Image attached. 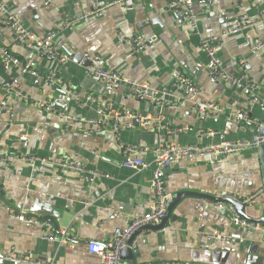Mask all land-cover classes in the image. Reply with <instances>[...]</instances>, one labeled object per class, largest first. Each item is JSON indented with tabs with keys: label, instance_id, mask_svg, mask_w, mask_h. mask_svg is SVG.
<instances>
[{
	"label": "crops",
	"instance_id": "1",
	"mask_svg": "<svg viewBox=\"0 0 264 264\" xmlns=\"http://www.w3.org/2000/svg\"><path fill=\"white\" fill-rule=\"evenodd\" d=\"M23 25L38 38L53 34V47L71 61L59 65L34 54L29 43H14L11 32L0 26V49L5 48L20 60H31L38 78L20 77L18 69L5 70L0 65V103L5 99L2 85L18 77L17 91L28 101L7 99L10 113L0 110V156L7 154L73 157L88 168L110 176L93 181L78 174L41 163L0 164V200L15 213L50 222L51 228L10 219L0 208V264L9 252L54 264H94L98 258L87 250L91 241L107 244L116 228L144 215L152 202L151 181L153 154H140L146 167L139 170L121 166V144L152 149L159 145L186 146L217 144L221 140L249 138L244 125H233L227 113L246 111L249 103L229 86L214 81L206 74V57L199 49L202 38L229 32L242 16L260 18L264 0H193L198 17L197 34L167 7V0H127L133 7L124 11L113 6L99 18H88L65 24L91 12L95 1L100 5L115 0H2ZM138 33L154 41V48L132 57H125V48L117 33ZM262 42L257 53L251 46ZM83 53L97 55L105 70L116 71L125 78L147 84L155 90H170L172 74L180 72L200 89L199 99L215 102L224 108V115H198L192 110L196 97L173 90L172 102L159 106L130 96L127 88L112 90L98 80L85 76L80 62ZM219 56L234 75H247L258 85L264 98V21L251 29H243L223 39ZM54 73L60 83L49 86L42 77ZM63 91L91 94L97 100L111 101L119 107L151 115L163 116L170 129L189 128L176 134L155 130H126L115 138L106 128L84 134L79 123L66 122L57 115L39 110L32 103L45 101ZM166 98L167 101H170ZM250 117L264 123V108L250 107ZM69 112L92 118L94 112L71 106ZM214 132V135H201ZM223 136V138L220 137ZM22 138V139H21ZM165 187L174 198L180 192H192L219 198L226 195L250 198L244 213L254 219L264 216V180L258 150H245L227 156L214 165L205 160L178 161L167 171ZM173 200V199H172ZM208 199L187 196L172 209L164 228L140 234L134 244L138 253L135 264L153 261H182L186 264H264V243L258 233L232 224L230 214L206 205ZM111 211L119 216L109 221ZM212 235L230 236L235 242H213L202 249ZM53 236L50 241L43 237ZM144 239V242H143ZM218 253V258L212 254ZM125 264V263H122Z\"/></svg>",
	"mask_w": 264,
	"mask_h": 264
},
{
	"label": "built area",
	"instance_id": "2",
	"mask_svg": "<svg viewBox=\"0 0 264 264\" xmlns=\"http://www.w3.org/2000/svg\"><path fill=\"white\" fill-rule=\"evenodd\" d=\"M235 7L240 8L237 0H231ZM95 8L82 16L73 18L65 24L66 27H71L74 23L86 20L91 17L99 18L103 15L106 8L119 7L124 11H131L132 5L127 0H115L100 5L95 1ZM168 9L181 21H183L189 29L191 34H197L198 17L194 9L193 0H167ZM264 21V13L260 14V18H248L242 16L238 19L237 25L229 32H221L218 35H212L202 38L199 43L200 51L206 57V74L214 81L221 82L238 93H241L249 103V108L246 111L237 113H227L226 120L233 125H244L250 136L246 139L236 141H225L217 144L206 145H186V146H166L159 145L152 149L143 148L136 145L123 144L121 145V154L123 160L121 166L126 169L139 170L145 168L147 165L141 153L150 152L153 154L154 170L151 181V189L153 192V199L148 211L142 215L133 218L130 223L124 228H116L113 231L112 239L107 244L91 241L88 243L87 250L90 254L98 258V262L94 264H120V252L127 246L129 238L139 229L144 227L159 226L164 217L169 203L173 197L169 194L165 187L166 171L178 161H193L205 160L208 164L214 165L221 159L227 156H234L240 154L245 150H258L264 148V123L252 119L249 115L250 107L258 105L264 108V98L258 94V85L252 78L247 75H234L224 65L219 56L223 46V39L231 34H235L240 30L247 28H255L259 22ZM0 26L7 28L11 34L14 43L23 45L29 43L35 55L45 59L56 62L59 65L68 63L71 58L68 55H60L53 47V34L46 35L43 38H38L32 34L21 22V20L14 13L11 12L9 6L0 0ZM118 40L125 48V57H135L146 50L154 48V41L146 36L138 33L122 34L117 33ZM262 42L255 39L251 46L253 53H257L261 48ZM83 73L85 76L94 78L101 82L105 87L112 90H119L127 88L130 96L139 101H148L159 106L177 105L179 102H172L169 98L173 96V90L184 92L186 94L196 97V101L192 105V110L198 115H208L217 117L224 115V108L215 102H209L199 99L201 91L193 80L185 77L180 72L172 74V84L170 90H155L147 84H140L129 80L112 70H105L101 65V58L97 55H90L83 53L80 56ZM0 65L5 70L18 69L20 77L28 75L32 78H38L39 74L32 66L31 60H20L15 55L11 54L5 48L0 49ZM44 83L49 86H56L60 81L54 73H49L42 77ZM18 77L12 78L2 85L5 92V99L0 103V110L9 112L10 122L13 115L10 113L7 99L15 97L21 101L28 102L24 96L17 91ZM168 98L170 101H167ZM39 110L57 115L66 122L79 123L84 127V134H93L100 132L103 129L109 128L113 130L114 136L119 140L120 135L126 130H155L157 132H165L166 134H176L183 131H188L189 128L170 129L167 121L163 116L153 118L151 115L140 113L126 107H119L111 101L97 100L91 94L81 96L80 93L63 91L57 95H51L48 100L36 101L32 103ZM74 106L80 110H92L94 116L92 118H85L76 113L69 112V108ZM214 132L202 133L201 135H214ZM223 138L222 135H220ZM22 139V138H21ZM40 161L46 165L60 170H67L78 174L83 180L93 181L96 179L111 177L105 175L98 170L88 168L80 160L67 156H50L39 158L34 155H14L7 154L0 156V164L13 165L17 162L26 164H34ZM232 199L243 205L250 202V198L238 199L235 196H222ZM206 205L221 211H226L230 214L232 224L237 227H243L249 231L258 233L260 240L264 243V224L254 223L242 218L237 210L227 203H220L214 201H205ZM0 208L4 209L10 219L27 222L29 224L39 225L44 228H51V223L39 220L36 217L27 216L25 213H15L10 207L2 203L0 200ZM119 216L116 211H111L108 220H114ZM143 234V232H142ZM46 240L54 241L56 237H43ZM207 243L200 244L202 249H210L213 242H235V239L230 236L212 235L208 237ZM6 261L14 264H54L51 261H42L35 259L30 253L25 256L16 255L14 252H9ZM146 264H186L182 261H153Z\"/></svg>",
	"mask_w": 264,
	"mask_h": 264
},
{
	"label": "water",
	"instance_id": "3",
	"mask_svg": "<svg viewBox=\"0 0 264 264\" xmlns=\"http://www.w3.org/2000/svg\"><path fill=\"white\" fill-rule=\"evenodd\" d=\"M259 156H260V162H261V166H262V174H263V180H264V148H259ZM187 196H196V197H201V198H205L208 199L210 201H214V202H220V203H227V204H231L238 212V214L246 219L247 221L250 222H254V223H260V224H264V216L259 218V219H254L251 218L249 216H247L244 213V205L236 202L232 199H228L225 197H219V198H215V197H211V196H205V195H201V194H195L192 192H180L177 195L174 196L173 200L169 203L166 213H165V217L162 221V223L159 226L156 227H144L142 229H139L138 231H136L128 240L127 242V246L125 248H123L120 252V264L125 263V264H135L134 262V255H136L138 253V245L134 244L136 238L142 234L143 235H148L150 232H155V231H159L162 228L165 227V225L168 222V219L170 217V214L172 212L173 207L184 197ZM144 242V239H143ZM213 258L217 259L218 258V253H214L212 254Z\"/></svg>",
	"mask_w": 264,
	"mask_h": 264
}]
</instances>
